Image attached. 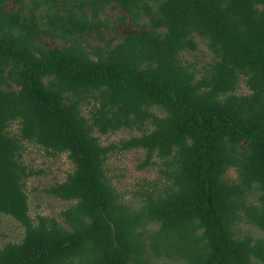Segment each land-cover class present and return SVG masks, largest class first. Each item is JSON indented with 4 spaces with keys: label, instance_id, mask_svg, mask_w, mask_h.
I'll list each match as a JSON object with an SVG mask.
<instances>
[{
    "label": "trees",
    "instance_id": "obj_1",
    "mask_svg": "<svg viewBox=\"0 0 264 264\" xmlns=\"http://www.w3.org/2000/svg\"><path fill=\"white\" fill-rule=\"evenodd\" d=\"M27 144L73 165L60 218L30 213ZM130 149L158 172L135 203L105 165ZM0 215V264H264V0H0Z\"/></svg>",
    "mask_w": 264,
    "mask_h": 264
},
{
    "label": "rangeland",
    "instance_id": "obj_2",
    "mask_svg": "<svg viewBox=\"0 0 264 264\" xmlns=\"http://www.w3.org/2000/svg\"><path fill=\"white\" fill-rule=\"evenodd\" d=\"M122 14L121 11L109 6L106 7L105 16L109 20H114ZM112 25V23H110ZM118 31L123 32L124 26L115 22ZM106 36L110 37L114 34L112 29L107 31ZM206 47L203 43L199 44L198 48L192 52L186 53L183 56L186 60H201L207 55ZM237 92H248L247 87L241 81L238 85ZM10 130H17V125L12 124ZM131 131L122 129L114 133L100 136V141L103 144L109 142H116L122 138H127ZM97 135V133H95ZM27 149L23 154L25 163L31 165L35 169H43L44 172L40 175L30 177L27 180V187L29 193L30 213L35 216L37 213L54 215L60 218V211L65 207L66 202L45 194L42 188L54 180L62 181L67 172L73 167L68 159L66 153H61L55 157L47 156L45 151L37 145L27 144ZM143 157V152L140 149H130L121 152H113L108 155L105 165L108 168V175L111 178L114 186L119 191L125 194V199L132 201L135 197V191L141 190L146 185L156 180V168L137 169L136 164ZM229 176H234V170L229 169ZM238 229L244 233L249 232L253 236L260 235V230L245 222L238 224ZM23 235V227L9 215H0V245L7 240L19 241ZM158 264H175L172 260L162 259Z\"/></svg>",
    "mask_w": 264,
    "mask_h": 264
}]
</instances>
